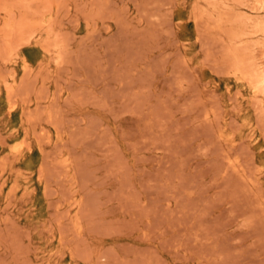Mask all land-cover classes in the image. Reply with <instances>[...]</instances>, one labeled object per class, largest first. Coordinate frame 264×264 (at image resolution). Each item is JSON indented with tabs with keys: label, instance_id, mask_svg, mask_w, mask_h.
<instances>
[{
	"label": "rangeland",
	"instance_id": "rangeland-1",
	"mask_svg": "<svg viewBox=\"0 0 264 264\" xmlns=\"http://www.w3.org/2000/svg\"><path fill=\"white\" fill-rule=\"evenodd\" d=\"M0 264H264V0H0Z\"/></svg>",
	"mask_w": 264,
	"mask_h": 264
}]
</instances>
